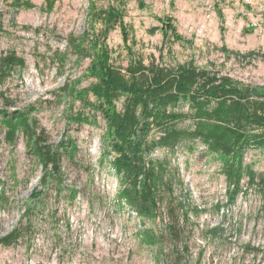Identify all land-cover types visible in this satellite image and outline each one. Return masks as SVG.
<instances>
[{
    "label": "rangeland",
    "instance_id": "rangeland-1",
    "mask_svg": "<svg viewBox=\"0 0 264 264\" xmlns=\"http://www.w3.org/2000/svg\"><path fill=\"white\" fill-rule=\"evenodd\" d=\"M21 1L34 7L0 0V58L16 52L26 61L24 69L0 80V110L31 113L37 132H45L41 145L63 156L59 173L53 163L45 168L26 134L7 140L0 114V238L22 232L16 244L0 248V264H264V194L248 187L247 177L230 202L220 163L202 144L194 153L188 146L174 153L156 150L153 157L170 161L177 219L159 214L165 206L156 218H142L119 204L122 186L109 165L113 156L102 164L106 122L100 114L97 124L74 121L83 106L64 90L95 81L88 53L105 31L102 45L117 66L127 68L134 59L171 69L193 63L264 92V0H54L52 8L48 0ZM112 7L122 12L128 42L120 23L108 29L94 17ZM161 18L172 19L175 34L162 30ZM72 37H85L82 55L70 46ZM180 109L190 111L189 103ZM245 163L264 175V149L250 147ZM173 223L178 236L169 235ZM145 231L162 245H150Z\"/></svg>",
    "mask_w": 264,
    "mask_h": 264
},
{
    "label": "trees",
    "instance_id": "trees-1",
    "mask_svg": "<svg viewBox=\"0 0 264 264\" xmlns=\"http://www.w3.org/2000/svg\"><path fill=\"white\" fill-rule=\"evenodd\" d=\"M22 4L26 8L34 7L30 2L15 0V6ZM53 4L54 0H48L49 8ZM94 17L102 19L108 29L120 23L128 42L129 34L120 9H101L95 11ZM160 21L166 34L169 31L175 34L172 19L161 18ZM105 34L102 31L92 40V52L88 53L91 56L89 76L95 77V81L82 90L69 85L64 90L74 102L79 100L83 106V110L72 116L74 121L97 124L100 114L106 122L103 139L107 147L102 164L113 156L109 165L122 186L118 194L121 207L124 202L140 217L154 219L160 207L165 206L167 211L159 214H169L173 220L177 219L170 161L167 156L157 159L153 153L162 149L174 153L180 146H188V151L194 153L196 143L204 146L207 156L219 161L230 202L238 198L246 177L248 187H256L264 194V175L245 163L250 147L264 149V92L229 76L200 69L193 63L171 69L155 64L147 66L142 59H134L127 68L117 66L111 62L108 47L102 45ZM84 43L85 37H72L70 46L82 55L84 50L87 51ZM58 59L64 62L66 56ZM25 66V59L16 52L3 55L0 80L4 82L14 70H22ZM185 103H189L188 112L180 109ZM10 104L8 100L6 106ZM0 114L6 117L3 124L7 128V140L14 143L19 132L26 134L30 144L35 145L33 154L43 166L48 168L53 163L55 173H59L63 155L47 144L41 145L47 140L45 132H37L38 121L31 113L19 110L11 115L8 109H2ZM186 120L192 123L191 126H178ZM154 131L159 135H154ZM68 144L72 145L70 153L74 157L78 147L73 140ZM35 196L39 197V194L35 193ZM76 196L77 190L73 189L72 198ZM0 200H5L4 193ZM178 230V226L171 224L169 235L178 236ZM21 235V229H14L1 237L0 248L16 244ZM143 238L150 245H162L161 238L150 231H145Z\"/></svg>",
    "mask_w": 264,
    "mask_h": 264
}]
</instances>
